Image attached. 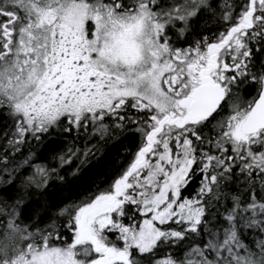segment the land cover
Here are the masks:
<instances>
[{"label":"snow or ice","instance_id":"1","mask_svg":"<svg viewBox=\"0 0 264 264\" xmlns=\"http://www.w3.org/2000/svg\"><path fill=\"white\" fill-rule=\"evenodd\" d=\"M0 119V264H264V0H0ZM125 131L117 176L53 198Z\"/></svg>","mask_w":264,"mask_h":264},{"label":"trees","instance_id":"2","mask_svg":"<svg viewBox=\"0 0 264 264\" xmlns=\"http://www.w3.org/2000/svg\"><path fill=\"white\" fill-rule=\"evenodd\" d=\"M223 4V0H219ZM207 28L201 25V28L205 35L209 34V30L218 27L210 18L206 17ZM6 129L5 122L0 119V137L3 136V132ZM72 137H64L53 135L44 143L43 146L36 148L35 142H33V151L36 152L38 157L48 156L51 151L63 150L66 145L71 141ZM77 146L82 145V140H77ZM139 143V136L134 131H125L118 138L110 140L107 143L102 144L101 151L97 153L96 157L91 160L87 165L82 166L81 179L75 183L71 188L61 189L54 186L52 188L53 198L63 200L64 202H73L79 200L90 192L97 190L94 185H98L99 188H104L105 185L124 168L125 165L132 158L133 152L136 151L137 144ZM4 140L0 138V148L3 147ZM28 151L27 146L22 149V152L26 154ZM17 158H21V153L17 154ZM35 163H50L49 160L37 159ZM79 161L75 158L72 159L70 164H66L60 169L61 173H65L68 169H73ZM27 174L25 169H21L17 176ZM71 178V177H69ZM55 185H59V181L54 182ZM197 184L194 180L188 189L184 192V195H189L194 191ZM110 236L113 234H109ZM253 235V230H247V235L244 237L245 242L251 244L250 237ZM259 237V233H255ZM174 251V250H173ZM175 254V251H174Z\"/></svg>","mask_w":264,"mask_h":264}]
</instances>
